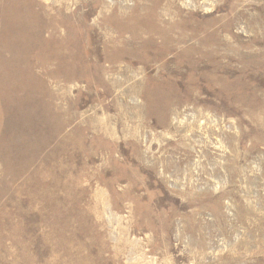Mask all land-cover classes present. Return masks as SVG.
Wrapping results in <instances>:
<instances>
[{"label": "rangeland", "instance_id": "rangeland-1", "mask_svg": "<svg viewBox=\"0 0 264 264\" xmlns=\"http://www.w3.org/2000/svg\"><path fill=\"white\" fill-rule=\"evenodd\" d=\"M0 264H264V0H0Z\"/></svg>", "mask_w": 264, "mask_h": 264}]
</instances>
